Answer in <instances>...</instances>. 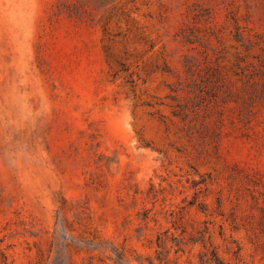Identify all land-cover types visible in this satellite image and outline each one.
<instances>
[{
  "label": "rangeland",
  "instance_id": "rangeland-1",
  "mask_svg": "<svg viewBox=\"0 0 264 264\" xmlns=\"http://www.w3.org/2000/svg\"><path fill=\"white\" fill-rule=\"evenodd\" d=\"M0 264H264V0H0Z\"/></svg>",
  "mask_w": 264,
  "mask_h": 264
},
{
  "label": "trees",
  "instance_id": "trees-1",
  "mask_svg": "<svg viewBox=\"0 0 264 264\" xmlns=\"http://www.w3.org/2000/svg\"><path fill=\"white\" fill-rule=\"evenodd\" d=\"M215 260H217V259L215 258Z\"/></svg>",
  "mask_w": 264,
  "mask_h": 264
}]
</instances>
